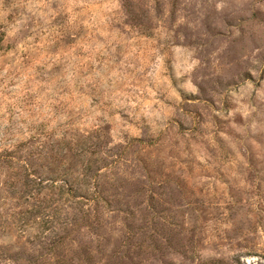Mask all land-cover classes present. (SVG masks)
Here are the masks:
<instances>
[{"label":"rangeland","instance_id":"374dc122","mask_svg":"<svg viewBox=\"0 0 264 264\" xmlns=\"http://www.w3.org/2000/svg\"><path fill=\"white\" fill-rule=\"evenodd\" d=\"M0 264H264V0H0Z\"/></svg>","mask_w":264,"mask_h":264}]
</instances>
